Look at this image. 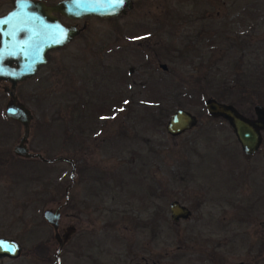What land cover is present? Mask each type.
<instances>
[{
  "label": "rangeland",
  "instance_id": "374dc122",
  "mask_svg": "<svg viewBox=\"0 0 264 264\" xmlns=\"http://www.w3.org/2000/svg\"><path fill=\"white\" fill-rule=\"evenodd\" d=\"M132 1L87 17L16 87L32 115L28 148L47 162L13 153L22 126L0 89V236L22 246L0 264H264V200L250 204L264 193V135L247 156L204 105L264 106V0ZM177 108L198 124L172 137ZM68 159L79 163L67 192ZM172 200L190 217L171 220ZM58 206L59 234L76 229L62 246L42 216Z\"/></svg>",
  "mask_w": 264,
  "mask_h": 264
},
{
  "label": "water",
  "instance_id": "95a60500",
  "mask_svg": "<svg viewBox=\"0 0 264 264\" xmlns=\"http://www.w3.org/2000/svg\"><path fill=\"white\" fill-rule=\"evenodd\" d=\"M132 6V0H122V2L121 0H67L60 3L56 8L73 18L84 16L112 18L125 12L126 9H130ZM24 8H34L36 11L27 13L23 10ZM38 9V6H33L32 3L25 1V3H21L20 10L17 9L11 15V17L15 18L14 16L20 15L21 12L25 13L26 18H23L25 21L21 22V27H24L25 34L13 40L15 44L13 51L17 52L19 51L18 48L21 47L19 54L4 55L3 51L5 52L9 48L6 45H3L0 49V80L5 79L11 82V86L8 89L9 100L5 105L4 115L9 119L17 121L22 126V135L19 142L13 147L14 154L25 159L37 157L43 161H47L40 153H32L28 148L32 115L30 110L18 100L15 94V87L17 82L36 74L38 68L47 62L46 52L50 49L58 48L63 44L66 40V33L67 37H69L75 35L76 32L74 29H65L56 20L46 22L38 14ZM13 35H17V32L13 33ZM13 63L15 66H12ZM160 68L166 70L167 66L161 63ZM204 105L208 115L214 118L225 119L231 125L241 150L245 155L250 156L260 148L264 132L263 105L257 103L253 106L254 118L242 115L234 105L218 101L214 97H207L204 100ZM197 124L198 119L195 114L186 109L177 108L170 114L165 125V130L170 136L175 137L192 129ZM262 154L264 160V147ZM61 207L59 206L55 209L47 208L42 213L44 220L53 228L54 238L59 246H62L74 231L73 226H70L61 235L59 234ZM169 211L170 218L174 222H178L180 219H187L191 215L190 209L180 204L177 200L170 201ZM21 251L22 246L17 240L0 236V257L17 258L20 256ZM55 264L59 263L56 261Z\"/></svg>",
  "mask_w": 264,
  "mask_h": 264
},
{
  "label": "flooded vegetation",
  "instance_id": "af4514ba",
  "mask_svg": "<svg viewBox=\"0 0 264 264\" xmlns=\"http://www.w3.org/2000/svg\"><path fill=\"white\" fill-rule=\"evenodd\" d=\"M25 1L32 3L33 6H38V8H39L38 9V14L40 15V17L44 18L46 22H53V20H56L58 22V24H60L65 29H67V30H73L74 29L75 32H76L75 35L69 36V37H67V33H66L65 34L66 40H65V42L63 44H61L58 48H53V49L48 50L46 52L47 61H48V57L52 53L53 54L54 53H58L59 54V53H63L64 51H66L67 48L70 47L72 45V43L76 40V38H79L80 35L83 32L86 31L87 26H86L85 19L87 17H89V16H84V17H81V18H73V17H70L68 14H66V13H64V12H62V11H60V10H58L56 8L60 3L65 2L67 0H0V49L3 47V45H6V46L9 47L8 50H6L5 52L3 51L4 55H6V54H14V53H18L19 54L21 52L20 51L21 47L18 48L19 51H17V52L13 51L14 48H15V44H14L13 40H16L17 37H20L21 35L25 34L24 27H21V22L25 21V19H23V18H26V15H25L24 12H21V14L18 15V16H14L15 18L11 17V15L14 14V12L17 9L20 10L21 3L22 2L25 3ZM23 10H25L27 13H30V11H32V12L36 11L34 8H29V9H27V8L25 9L24 8ZM96 17H98V16H96ZM15 32H17V35H13V33H15ZM16 46H18V45L16 44ZM44 65H42V66H44ZM12 66H15V64L13 63ZM42 66H40L38 68V70ZM38 70H37V72H38ZM27 79H30V78H27ZM25 80H23V81H25ZM23 81L17 82L16 87ZM10 86H11V82L9 80H5V79H1L0 80V89L5 91L6 93H7L8 89L10 88ZM16 87H15V89H16ZM235 108L242 115H244L246 117H249V118H254L255 117V113H254L253 107H252L253 113H250L249 110H247L245 112L244 111H240L236 106H235ZM7 119H9V118H7ZM9 120H12V119H9ZM13 121H15V120H13ZM230 127H231V125H230ZM231 130L233 132V128L232 127H231ZM233 134H234V132H233ZM263 135H264V132H263L262 136ZM36 158L37 157H35V159ZM22 159H25V158H22ZM29 159H32V158H29ZM37 159H39V158H37ZM39 160L41 162H43V163L47 162V161H43L41 159H39ZM68 163L71 166V172H70L71 173V177H70L71 180H70V183L67 185V192L72 187L73 182L75 180L74 177L78 173V170H76V167H77V163H79V162L78 161L75 162L73 160L68 159ZM253 195H254L255 199L250 201L251 207L253 208L254 206L257 205L256 208H258L259 205H261V202L264 200V193H260V192L255 193L254 192ZM66 204H67V201H66L65 204H63V206H65ZM60 217H61V214H60ZM182 220H184V219H182ZM71 226H73V225H71ZM73 228H74V231L70 234V236L67 239V241L72 237L73 233H75V231H76L74 226H73ZM55 262H54V264H55Z\"/></svg>",
  "mask_w": 264,
  "mask_h": 264
},
{
  "label": "trees",
  "instance_id": "16d2710c",
  "mask_svg": "<svg viewBox=\"0 0 264 264\" xmlns=\"http://www.w3.org/2000/svg\"><path fill=\"white\" fill-rule=\"evenodd\" d=\"M235 38H236V37H235ZM229 39H231V40L233 41L232 44L235 43V42H236V43H240V42H241V39H240L239 37H237L236 39H233V38H229ZM238 40H239V42H238ZM239 57H240V56H239ZM239 57H238V59H235V63H236V64H234V65H236L237 67H240V66H239V65H240V62H239V61H241V58H239ZM243 75H245V74H243ZM239 76H240V75H239ZM252 76H253V75H252ZM252 80H253V78H252ZM250 86H252V85H250ZM234 87H235V86H234ZM228 88L231 89V87L229 86V87L226 88V90H228ZM236 88H237V87H236ZM220 101H225V100H221V99H220ZM153 115H154V114H153Z\"/></svg>",
  "mask_w": 264,
  "mask_h": 264
},
{
  "label": "snow or ice",
  "instance_id": "6c2138e0",
  "mask_svg": "<svg viewBox=\"0 0 264 264\" xmlns=\"http://www.w3.org/2000/svg\"><path fill=\"white\" fill-rule=\"evenodd\" d=\"M121 2H122V0H121Z\"/></svg>",
  "mask_w": 264,
  "mask_h": 264
}]
</instances>
